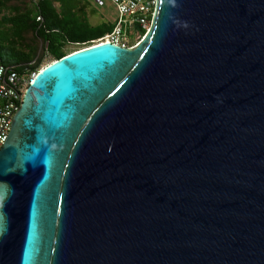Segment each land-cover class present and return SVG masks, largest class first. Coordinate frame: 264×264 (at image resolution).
<instances>
[{"label":"water","instance_id":"water-1","mask_svg":"<svg viewBox=\"0 0 264 264\" xmlns=\"http://www.w3.org/2000/svg\"><path fill=\"white\" fill-rule=\"evenodd\" d=\"M0 264H264V0H156L133 49L44 67L0 150Z\"/></svg>","mask_w":264,"mask_h":264},{"label":"trees","instance_id":"trees-1","mask_svg":"<svg viewBox=\"0 0 264 264\" xmlns=\"http://www.w3.org/2000/svg\"><path fill=\"white\" fill-rule=\"evenodd\" d=\"M81 0H45L39 5L19 0H0V48L3 62L23 72L28 67L40 72L44 59L60 61L79 50L90 48L111 33L113 23L91 25ZM41 18L39 21L38 19ZM147 31L140 28L137 44ZM68 46L77 50L66 52ZM33 64V65H32Z\"/></svg>","mask_w":264,"mask_h":264},{"label":"built area","instance_id":"built-area-1","mask_svg":"<svg viewBox=\"0 0 264 264\" xmlns=\"http://www.w3.org/2000/svg\"><path fill=\"white\" fill-rule=\"evenodd\" d=\"M19 1L39 5L45 0ZM108 2L117 7L116 26L111 33L94 45L111 43L133 49L134 47L129 45L130 32L137 25L147 32L150 30L156 0H96L99 7H105ZM38 20L40 21L41 18ZM30 68L20 72L16 67L6 65L0 56V150L9 137L13 119L22 105L25 93L38 74Z\"/></svg>","mask_w":264,"mask_h":264},{"label":"rangeland","instance_id":"rangeland-1","mask_svg":"<svg viewBox=\"0 0 264 264\" xmlns=\"http://www.w3.org/2000/svg\"><path fill=\"white\" fill-rule=\"evenodd\" d=\"M83 2V4L86 6L85 10H86V14L87 17L89 18V21L91 23V25L93 26H98L101 25L103 23H113L115 20L118 19V12H117V7L115 4L113 3H107V5L105 7H99L96 3V0H81ZM1 19V16H0ZM153 21V20H152ZM140 28L139 25H137L135 27V29L131 30L130 35H129V45L131 47H135L137 46V39L139 38L140 35ZM2 36H0L1 39ZM3 46L1 45L0 42V48H2ZM77 50L76 47L74 46H68L65 51L66 52H72ZM0 53L6 57V51L3 52L0 49ZM52 58L50 56H47L44 59L43 62V67H46L49 64H52Z\"/></svg>","mask_w":264,"mask_h":264},{"label":"crops","instance_id":"crops-1","mask_svg":"<svg viewBox=\"0 0 264 264\" xmlns=\"http://www.w3.org/2000/svg\"><path fill=\"white\" fill-rule=\"evenodd\" d=\"M81 6H82V8H84V9L86 8V6L83 4V2H82V5H81Z\"/></svg>","mask_w":264,"mask_h":264}]
</instances>
